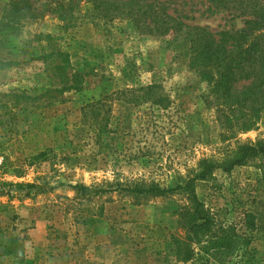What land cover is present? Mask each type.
Masks as SVG:
<instances>
[{"label": "rangeland", "instance_id": "374dc122", "mask_svg": "<svg viewBox=\"0 0 264 264\" xmlns=\"http://www.w3.org/2000/svg\"><path fill=\"white\" fill-rule=\"evenodd\" d=\"M209 6L170 3L188 25L242 27ZM83 13L23 22L11 37L17 49H0V264H264V157L193 183L207 232L191 226L202 221L176 188L202 160L219 164L237 146L264 142V112L224 138L180 39ZM57 51L67 60L44 57ZM74 72L81 89L69 91ZM148 85L168 97L166 110L134 102ZM123 91L133 95L116 96ZM151 186L170 192L125 190Z\"/></svg>", "mask_w": 264, "mask_h": 264}, {"label": "trees", "instance_id": "16d2710c", "mask_svg": "<svg viewBox=\"0 0 264 264\" xmlns=\"http://www.w3.org/2000/svg\"><path fill=\"white\" fill-rule=\"evenodd\" d=\"M2 1L4 6L0 17V49L16 50L17 47L11 44V37L17 35L22 23L34 24L40 15L46 13L63 22H67L77 10L84 11L83 17L91 22L128 20L139 32L159 38L172 36L173 40L180 39L185 44L186 66L200 82L207 84L210 96L208 104L215 111L216 121L223 130L224 138L251 130L264 112V0H207L209 9L224 11L242 21V27L238 30L217 32L183 22L170 9L173 0H48L40 8H36L32 0ZM84 6L87 7L82 9ZM39 37L41 41L52 38L49 34H40ZM44 57H65L67 60L68 56L57 51ZM0 64L6 66L1 61ZM79 75V72L71 75L67 90L81 89ZM159 90L157 85H148L139 88L138 95H127L123 91L116 96L133 95L135 103L144 100L160 110H166L169 99ZM93 106L85 104L87 112L92 113ZM94 130L98 134L103 133V127H94ZM256 157H264V142L237 146L219 164L202 160L194 175L183 185L176 187L188 194L195 221H202L199 224L191 223L192 227L204 228L207 232L211 222L195 195L193 183L205 180L214 170L229 172L235 166ZM125 190L159 195L170 192L157 186L127 187ZM189 258L188 255L187 260Z\"/></svg>", "mask_w": 264, "mask_h": 264}]
</instances>
